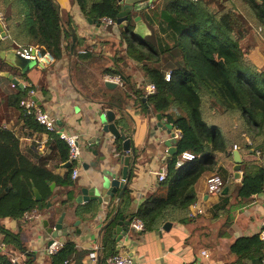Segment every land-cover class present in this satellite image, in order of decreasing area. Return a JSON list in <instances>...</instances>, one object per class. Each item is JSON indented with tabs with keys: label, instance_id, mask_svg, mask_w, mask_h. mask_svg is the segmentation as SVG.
Here are the masks:
<instances>
[{
	"label": "crops",
	"instance_id": "crops-1",
	"mask_svg": "<svg viewBox=\"0 0 264 264\" xmlns=\"http://www.w3.org/2000/svg\"><path fill=\"white\" fill-rule=\"evenodd\" d=\"M214 1H220L225 8L235 5L244 15L249 14L246 4L241 0ZM56 2L62 15L64 13L71 15L76 32L82 39L76 47L77 53L84 49L86 53L92 51L93 57L77 60L73 54L74 40L70 38L67 40L63 30L56 28V39L62 55L48 67L41 68L35 62L28 71L21 73L16 67L6 64L1 66L0 60V127L16 134L22 154L30 157L35 163L45 164L53 173L64 177L69 166H64L66 160L60 161L56 142L57 131L48 132L25 126L22 109L12 105L10 97L16 93L18 87L25 89L24 97L32 88L38 107L54 119L56 129L79 136L81 151L79 175L75 180L70 177L69 181L49 182L50 196L41 204V209L35 206L39 216L32 219L23 216L19 221L10 217L1 218L0 223L5 229L19 233L22 248L6 243L0 232V249L6 250L9 257H16L17 264H51L52 255L45 251L51 236L45 231L42 221L47 219L50 225H53L64 212L63 221L71 227L72 232L65 236L59 234L56 239L64 243L67 240L72 241L76 252L63 264H106L107 257L112 255V249L115 254L131 256L136 264H225L233 261L235 257L229 250L233 240L241 235L256 234L261 227L264 218V190L255 195L248 204H240L235 192L241 182L242 169L240 176L236 178L233 156H221L219 165L224 168L225 187L229 193L226 205L218 210L214 209V206L223 200L221 194L226 192H208L206 188L208 173L203 174L195 184L196 200L190 205L188 219L183 222L168 221L171 227L167 230L162 228L163 224L152 231L135 229L132 222L137 218L136 212L142 201L150 194L160 193L158 186L161 181L157 179L155 172L160 171L161 166L166 163L170 155L168 153L170 145L176 147L178 130L172 126L170 131L174 133L172 136L166 133V130L157 127L156 112L145 103L146 99L145 101L141 99L142 103H145L144 109L137 102L135 91H141L146 96V86L150 82L137 63L126 55L125 43L122 45L119 43V26L106 25L103 21L90 23L81 15L76 3L71 0ZM158 2L160 0H151L149 6L147 4L130 12L133 18L136 15L140 16V20L145 24L143 37L151 32L143 20V15ZM6 4V0H0V23L5 32V35L0 37V57L10 48L12 50L38 45L47 49L37 31H33L26 39L23 36L25 23L20 19L23 17V8L14 4L7 14ZM214 5L215 2L211 6L214 8ZM143 8L147 10L145 13ZM12 29L21 31L16 40L11 35ZM256 30L261 34L260 25ZM70 40L68 49L66 44ZM255 48L257 56L255 53L252 55ZM254 49L250 51L249 56L256 65L261 66L264 64V55L258 47L255 46ZM260 56L262 61L259 63L257 60ZM116 59L119 61H115ZM74 62H77L76 70L75 65L73 68ZM116 64L126 66L131 83L117 84L115 88L125 90L129 96L121 105L122 111L117 107L111 109L116 114L117 124L128 137L132 138L134 154L122 150L121 139L120 148H117V139L109 133L104 135L103 143L87 148L86 139L99 134L101 125L98 115L102 109L107 108L100 98L102 86H105L104 75L107 74L102 70L114 68ZM10 74L12 79L8 77ZM160 113H168L174 118L185 115L181 108L174 105L168 106ZM163 119L166 120L164 116ZM233 127L239 128L237 120L233 121ZM241 134L244 136V133ZM245 139L250 142L247 136ZM166 141L169 144H166ZM95 149L97 152L94 154L92 150ZM238 152L242 162L258 157L256 153L251 155L240 149ZM124 155L130 156L129 171L132 170V176L119 199L117 194L120 189H117L107 202L74 201L78 185L90 187L101 181L104 175L120 178L123 167L121 157ZM261 160L264 162V154ZM199 208L202 211H199ZM113 214L114 219L105 228ZM120 215L123 220H130V226L129 231L116 240L112 237V229L116 222H121ZM77 219L79 224L74 226L73 223ZM77 227L80 232L74 234L73 231ZM202 250L207 251V256L201 253Z\"/></svg>",
	"mask_w": 264,
	"mask_h": 264
},
{
	"label": "trees",
	"instance_id": "trees-1",
	"mask_svg": "<svg viewBox=\"0 0 264 264\" xmlns=\"http://www.w3.org/2000/svg\"><path fill=\"white\" fill-rule=\"evenodd\" d=\"M71 1L76 3L83 17L98 23L102 18L116 21L120 10L118 0ZM241 1L246 4L249 14L244 15L235 5L225 8L220 1H214L213 8V0H160L148 11L143 10L144 13L147 11L143 20L151 31L147 36L133 32L132 13L128 14L126 25L119 27V43H125L126 55L137 63L145 78L156 88L154 93L146 96L135 91L137 102L143 109L145 103L149 104L153 112H161L170 105L185 112L176 118L162 114L180 136L176 140V152L166 160V177L158 186L160 193L148 195L136 212L143 221V231L156 230L166 221L188 219L190 205L196 200V182L207 173L208 176L216 173L225 181L219 160L221 156L232 157L236 144L238 150L251 155L256 149L261 150L260 157L242 162L241 182L235 192L239 203L248 204L264 190V162L261 160L264 154V64L256 65L249 56L255 46L264 55V0ZM6 3L7 14L14 4L23 8L20 18L25 23L23 36L26 39L37 31L55 59L62 55L56 28L63 30L67 40H74L73 54L77 60L93 57L92 51L77 53L76 47L82 39L71 15H62L56 0H6ZM258 25L261 34L256 30ZM11 35L16 40L21 31L12 29ZM242 43L249 44L250 48L245 50ZM70 44L71 40L66 47ZM74 65L76 70L77 62L73 63V68ZM166 71H170L169 80H165ZM102 72L120 76L125 85L131 83L126 66L116 64ZM24 95L25 89L18 87L10 97L12 105L20 107ZM128 96L121 88L102 86L100 98L107 108H115ZM144 96L146 101L142 103ZM23 119L25 126L46 131L34 119L33 113L24 115ZM234 120L239 122L238 129L233 127ZM57 138L60 161L63 162L67 159L68 147L58 135ZM117 141V148H120V139ZM185 149L191 150L196 157L176 167L177 155ZM71 170L69 167L62 177L45 164L33 162L21 153L16 134L0 127V219L21 220L24 212L37 205L33 187L41 193V204H44L51 194L49 182L69 181ZM130 174L132 176V170ZM221 197L223 200L214 206L215 210L228 203L229 193L221 194ZM0 232L6 243L22 248L18 232L5 229L1 223ZM229 250L235 259L225 264H262L264 261V241L257 233L235 238ZM5 251L0 249V264H12ZM75 252L74 243L67 240L51 256V264H63ZM114 252L112 249L111 254Z\"/></svg>",
	"mask_w": 264,
	"mask_h": 264
},
{
	"label": "water",
	"instance_id": "water-1",
	"mask_svg": "<svg viewBox=\"0 0 264 264\" xmlns=\"http://www.w3.org/2000/svg\"><path fill=\"white\" fill-rule=\"evenodd\" d=\"M120 4V10L117 14L116 18V24L119 27H123L127 23L128 14L132 11V9H139L143 6L147 5L149 6L151 4V0H118ZM86 20L90 23L95 22L94 19H91L89 17H86ZM134 22V28L133 32L139 36L143 35V31L145 30V24L142 20H140V16L136 15L133 18ZM5 35V32L3 31V27L0 23V37H3ZM72 49V46H71ZM1 62L5 65H8L10 67H16L20 70L21 73H25L28 71L33 65H35V61L32 59H27L21 56L17 51H15L13 48L9 50H6L3 55L0 57ZM5 75L6 72H4ZM9 79H12V75H8ZM104 85L107 88H115L117 86V83L110 80H105ZM145 97L142 98L143 101H145ZM105 104V103H104ZM119 110H123L122 106H117ZM150 112V109H148ZM157 119V127L160 129L166 130V133H170L172 124L171 123H165L166 120L163 119V115L160 112H156L155 114ZM99 123L101 127L99 128V134L97 136L92 135L88 139H86L87 142V148L89 149V146H94L95 144H101L104 141V135L106 133H109L111 136H113L115 139H121L122 141V150L125 152H131V154H134V144L131 137H128L123 128L117 124V117L115 112L111 108H105L102 109V111L98 115ZM172 136H174V133H170ZM166 144H169L168 141H166ZM168 153L174 154L176 152V147H172L170 145ZM96 149L92 150V153H96ZM233 161H234V175L236 178H238L241 174V162L242 158L240 153L237 149H234L232 152ZM129 155H124L121 157V163L123 164L121 177L120 178H110L107 175H104L102 180L98 183H94L90 187L87 186H81L78 185L76 190V195L74 197V201L76 203H82L86 201L91 200H97L99 203L107 202L110 197H112L117 189H120V191L117 194V198L119 199L126 189L129 180L131 179V174L129 171ZM94 163H92L93 165ZM64 166L71 167L70 162H66ZM87 168V165L85 166ZM53 184V183H52ZM50 184L51 186H53ZM227 191V187H224L222 189V192L225 193ZM34 192V199L37 202L38 209H41V195L37 188L33 187ZM65 213L62 212L58 218L55 220L53 225H50L49 221L47 219H44L42 221L43 227L45 228V231L51 236V239L49 241V244L54 238H57L59 234L62 236L68 235L72 232L71 227L65 223L64 220ZM121 222H116L114 228L112 229L113 239L119 240L125 233L129 231L130 226V220H123L122 216H119ZM114 219V214L107 222L106 226L112 222ZM79 224V220H75L73 225L76 226ZM171 227L170 222H165L162 225V228L164 230H167ZM80 229L77 227L73 233H79Z\"/></svg>",
	"mask_w": 264,
	"mask_h": 264
},
{
	"label": "built area",
	"instance_id": "built-area-1",
	"mask_svg": "<svg viewBox=\"0 0 264 264\" xmlns=\"http://www.w3.org/2000/svg\"><path fill=\"white\" fill-rule=\"evenodd\" d=\"M106 25H116V21L111 18H102L101 19ZM17 51L21 56L27 59H32L38 64L41 68L48 67L49 65L53 64L55 62V56L54 54L45 48H42L38 45L34 46H26L21 48L14 49ZM79 53H86V50H80ZM170 78V71L165 72V80H169ZM104 80H110L114 81L115 83L122 85L123 82L118 75H104ZM23 84L25 83L24 80ZM156 90L155 85L153 83H148L146 86V94L154 93ZM34 96V90L30 88L28 90V93L26 97L22 98L19 102V106L22 109L23 115H28L30 113H33L34 119L42 125L46 131L48 132H56L58 134V137L65 142V144L68 147V154L66 162H70L72 166V170L70 173V177L72 179H76L79 175V164H80V157H81V151H80V145H79V136L75 133H69L66 131H60L56 129L55 121L53 118L49 116V114L40 109L38 107V104L35 100ZM178 136H180V132L178 131ZM177 136V137H178ZM234 148H237L236 145H234ZM256 154L258 156L261 155V150L257 149ZM196 155L189 149L182 150L180 153H178L175 166L180 167L182 166L186 161H190L194 159ZM75 164V166H74ZM167 172V166L166 163L161 166L160 171H156L157 179L159 181H162L166 177ZM225 181L216 173H212L209 176L206 177V188L208 192L211 193H217L220 192V190L224 187ZM199 211H202L199 208ZM27 219H32L33 217L39 216L36 208H32L29 211L24 212L23 215ZM132 226L137 230H143V221L140 218H135L132 222ZM258 236L261 240L264 241V218L261 222V227L258 231ZM64 245L63 241H60L56 238H54L50 244L45 248V251L49 255L55 254L59 249ZM201 253L205 256H207V251L202 250ZM9 261L12 264H17V258L16 257H9ZM65 261L64 263H66ZM106 264H136L135 260L129 256V255H123L121 253H116L113 255H110L106 259ZM262 264H264V261H262Z\"/></svg>",
	"mask_w": 264,
	"mask_h": 264
},
{
	"label": "rangeland",
	"instance_id": "rangeland-1",
	"mask_svg": "<svg viewBox=\"0 0 264 264\" xmlns=\"http://www.w3.org/2000/svg\"><path fill=\"white\" fill-rule=\"evenodd\" d=\"M142 10H144V8H143ZM157 26H158V25H157ZM242 46H243V48H245V50H247V49H249V48H250V45H249V44H247V43H246V44H243V43H242ZM253 49H254V48H253ZM253 49H252V50H253ZM254 53L256 54V56L258 55V53H257V48H255V49L253 50V53H252V55H253ZM256 56H255V57H256ZM256 59H257V58H256ZM260 61H262V57H261V56H260V57H258V60H257V62H259V63H260ZM125 101H126V100H125Z\"/></svg>",
	"mask_w": 264,
	"mask_h": 264
},
{
	"label": "clouds",
	"instance_id": "clouds-1",
	"mask_svg": "<svg viewBox=\"0 0 264 264\" xmlns=\"http://www.w3.org/2000/svg\"><path fill=\"white\" fill-rule=\"evenodd\" d=\"M116 25H117V24H116ZM234 149H237V148H234ZM256 150H257V149H256ZM255 152H256V151H255ZM224 187H225V185H224ZM224 187H223V188H224ZM223 188H222V189H223Z\"/></svg>",
	"mask_w": 264,
	"mask_h": 264
}]
</instances>
